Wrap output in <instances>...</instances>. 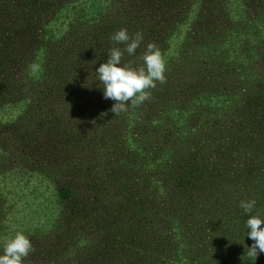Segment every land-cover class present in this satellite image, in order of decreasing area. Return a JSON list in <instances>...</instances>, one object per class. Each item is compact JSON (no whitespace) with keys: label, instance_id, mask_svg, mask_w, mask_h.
I'll list each match as a JSON object with an SVG mask.
<instances>
[{"label":"trees","instance_id":"1","mask_svg":"<svg viewBox=\"0 0 264 264\" xmlns=\"http://www.w3.org/2000/svg\"><path fill=\"white\" fill-rule=\"evenodd\" d=\"M200 1L194 8L201 20L213 17L217 11L220 15L216 17L227 16L218 30L204 32L209 36L208 41L219 47L221 54L225 50L219 42L227 34L232 33L243 48L244 38H240L243 32L264 31V0H247L244 6L241 0H236L233 7L236 23L227 15L229 9L225 13L222 7L215 8L212 3ZM154 2L145 14L150 11L158 16V11L166 5L172 6L175 0ZM238 3L241 6H237ZM15 11V16H24L27 20L16 31L12 28L17 21L13 16ZM125 11L120 0H0V30L5 29L4 23L9 20L6 22L8 35L3 38L0 33V74L7 72L0 82V95L9 91V97L3 96L2 106H15L19 89L26 88L20 74L28 66L30 57L26 54L17 56L18 44L34 51L49 44L53 50L57 49L53 55L55 60L69 61V54H72L75 58L70 61H75L81 56L83 39L87 48L91 45L98 50L99 45L93 39L89 42L88 37L82 38L90 31H100L95 36L101 37L108 23L120 29L135 24L131 16L128 23L122 21ZM247 16L245 27L243 21ZM64 19L68 21V30L61 31L56 43H48L45 37L51 35L53 23ZM251 21L260 26L254 27ZM69 38L72 41L70 47L65 44ZM253 42L252 80L237 83L231 91L224 86V90L218 92L214 88L220 83H212L213 78L206 79L210 69L205 64L208 54H195L192 63L197 70L189 71V80L180 81V86L189 92L187 99H180L175 104L182 110L170 114L169 107L155 118L149 116L147 107L141 104L128 107L127 112L119 115L125 121L121 125L120 138L115 139L114 153L120 165L128 167L124 169V181L117 187L127 194L101 214H92L89 222L79 221L85 217L84 213L65 219L63 230H68L62 237L65 244L75 250L71 259L75 264H94L95 261L86 258L93 260L96 257L88 248L94 245L95 239L96 253L109 261L106 264L117 255L120 258L125 255L124 260L120 259L123 264H257L250 262L247 255V244L251 239L247 236L246 221L250 215L264 218V73L259 69L264 65V38L259 36ZM258 51L261 55H257ZM173 62L181 66L183 58ZM43 64L36 74L45 71ZM196 77L199 79L195 82ZM180 91L176 84L170 88V94L175 98H180ZM54 92L58 93L57 87ZM218 96L225 105L212 108L210 102ZM255 97L258 102L250 104ZM58 98L52 96L47 106L63 99ZM30 103L32 105L20 109V118L9 125L14 131L25 126L26 133L23 130L22 136L28 141L34 132L31 126L50 120L32 110L39 105L37 96ZM187 106L190 108L184 117ZM253 106H257L254 111ZM52 110V107L47 110V115L52 121L57 120L50 114ZM248 110L250 113L246 114ZM129 113L131 117L126 120ZM165 117L169 123L161 121ZM162 126L166 127V132L159 130ZM128 168H141L146 172L149 184L139 187L138 177H134ZM253 199L255 207L246 214L239 207L240 201ZM132 209H137L138 218L130 217V213H136L130 212ZM118 223H124L125 228L118 227ZM128 226L130 229L126 232ZM119 244H125V247H119ZM131 250H135V258L127 257Z\"/></svg>","mask_w":264,"mask_h":264},{"label":"rangeland","instance_id":"2","mask_svg":"<svg viewBox=\"0 0 264 264\" xmlns=\"http://www.w3.org/2000/svg\"><path fill=\"white\" fill-rule=\"evenodd\" d=\"M120 1L126 10L122 21L128 23L131 20L129 16L135 20L132 22L135 24L130 28L127 25L124 29H127L130 35L140 31L144 36V41L136 50L135 56L125 54L122 63L132 61L133 66L142 65L143 62L139 57L142 56L149 42L158 46L166 60V84L158 83L156 89L151 90V100L143 103L148 109L149 116L157 118L169 107H171L170 114L182 110L175 104L180 99L186 98L189 92L185 87L180 86V81L189 80L191 76L189 71L196 69L192 63L195 54L203 56L205 53L208 54L205 64L210 69L206 79L213 78L212 83H220L214 88L218 92L224 90V86H228L231 91L237 83L252 80L250 71L253 67L251 68L250 65L255 57L253 40L259 36L264 38L261 35L264 31L260 30L262 31L260 33L255 30V34L253 31L243 32L244 34L240 36L244 38L243 48L239 47L232 33L227 34L219 42L225 50L221 54L219 47L211 44L209 42L211 40L208 41L209 36L204 32L218 30L217 28H220L224 21L223 18L227 16L216 17L215 15H220L217 11L213 17L201 20L194 8L200 0H175L172 6L166 5L160 8V12H157L158 16L151 14L150 11L146 14L144 12L152 8L155 0H130V3H127L128 0ZM241 1L243 6L247 4V0ZM203 2L212 3L215 8L222 7L225 13L226 9H229L230 14L227 15L236 23L233 15L236 0L200 1ZM240 4L238 3L237 6H241ZM206 9L208 8L204 10ZM209 11L211 12L212 9ZM15 13L16 11L13 16L17 21L12 27L14 31L27 23L24 16H15ZM248 17L243 21L245 27ZM107 19L109 20V17ZM75 21L79 22V20ZM5 23V29L0 30L3 38L8 35V24ZM67 23L65 19L55 20L51 35L45 37L48 43H56L60 39L61 31L69 28V26L66 28ZM251 23L254 27L260 26L253 21ZM109 25L111 24H107L101 37L95 36L100 34L98 30L90 31L88 36H82V38L88 37L89 42L93 39L94 43L99 45L98 50H94L91 45L87 48L83 39L81 56L75 61H70L75 58L72 54H69V61L55 60L56 56L53 55L57 49L53 50L49 44L35 51L18 44L17 56L26 54L30 57L28 66L20 74L21 78L25 79L26 88L19 89L15 106H2L4 97H9L7 96L9 91L0 95V255L3 254L5 242L19 231L31 240L35 249L24 260V264H75V261L71 260L75 250L66 245L62 237L68 230H63L65 219L84 213L85 217L79 221L89 222L92 214L95 216L101 214L118 198L121 199L123 194H127L117 186L124 181V169L128 166L120 165L114 153L115 139L120 138L121 125L124 124L125 119L110 111L114 101L103 98L102 85L96 80L94 72L100 63L106 61L110 47H124L123 44L111 46L109 37L120 28ZM71 43L69 38L65 44L70 47ZM226 49H229L233 55L230 56ZM99 53L103 55L102 58ZM257 55H261V51H258ZM179 57L183 58L181 66L173 62ZM42 63L45 71L41 75L36 74L38 69L32 73L31 66L37 65L40 68ZM259 69L264 73V65ZM6 76L7 72L3 71L0 74V82ZM198 79L199 77H196L195 82ZM191 82L192 80L189 82L190 85ZM262 82L264 84V79ZM175 84L181 89L180 98L170 94V88L173 89ZM56 87L58 93L54 92ZM191 88L189 87V90ZM33 94V98L37 96L39 105L32 110L45 119L47 116L50 120L46 119L39 126H31L30 129L34 132L31 141H28L27 137L22 136L23 130L26 133L25 126L14 131L9 125L20 118L18 115L21 108L32 105L30 101L33 98H29ZM52 96L63 98L62 100L58 98L59 101L51 105L53 110L50 114L57 119L53 121L47 115V110L51 108L47 105H50ZM221 98L218 96L217 99L212 100L210 106L213 108L225 105L221 102ZM257 102L258 99L255 97L250 104ZM189 108L187 106L184 109V117L187 116ZM256 109L257 106L252 107V111ZM247 113H250L249 110ZM130 117L129 113L126 120ZM161 121L169 123L167 117L162 118ZM161 129L166 132L165 126L159 130ZM128 169L133 171L134 177H138L139 187L149 184L146 172L141 168ZM143 179H146L145 183L142 182ZM135 189L138 191V188ZM130 212L137 213H130V217H139L137 209H132ZM135 225L140 226L139 223ZM118 227L123 229L125 224L118 223ZM129 229L128 226L126 232ZM93 242L94 245L88 248L96 257L93 260L89 257L86 259L95 261L94 264L108 263L109 261H105L96 253L97 240ZM252 244L253 241L249 240L247 245L251 247ZM119 247L124 248L125 244H119ZM129 253L127 257L135 258V250ZM123 257L117 255L110 260V264H116V261L121 263L120 259L124 260ZM249 261L264 264V253H259L255 261L249 257ZM126 262L131 263L129 260Z\"/></svg>","mask_w":264,"mask_h":264},{"label":"clouds","instance_id":"3","mask_svg":"<svg viewBox=\"0 0 264 264\" xmlns=\"http://www.w3.org/2000/svg\"><path fill=\"white\" fill-rule=\"evenodd\" d=\"M144 41L140 31L129 34L127 29L121 28L109 37L110 44H123L124 47L112 46L108 49L107 59L95 69L96 80L102 85L103 98L114 101L110 111L120 115L128 111V106L138 107L145 101H150L152 91L157 84H166V60L155 43L149 42L142 56V65L133 66L132 61L122 63L125 54L135 56L136 50ZM32 70L38 69L32 65ZM256 201H240L239 207L248 214L255 207ZM249 229L247 236L253 241L248 247L247 255L256 260L259 253H264V219L258 215H250L246 221ZM14 227V226H13ZM31 240L22 232L17 231L14 237L5 242L0 264H24V260L34 251Z\"/></svg>","mask_w":264,"mask_h":264}]
</instances>
